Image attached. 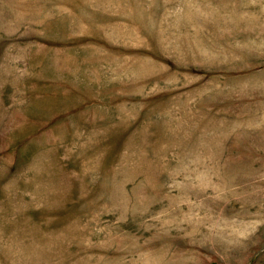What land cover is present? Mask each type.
<instances>
[{"label":"rangeland","instance_id":"rangeland-1","mask_svg":"<svg viewBox=\"0 0 264 264\" xmlns=\"http://www.w3.org/2000/svg\"><path fill=\"white\" fill-rule=\"evenodd\" d=\"M0 264H264V0H0Z\"/></svg>","mask_w":264,"mask_h":264}]
</instances>
